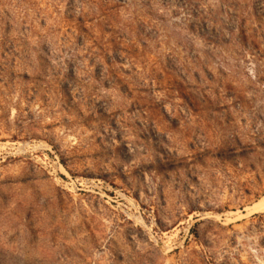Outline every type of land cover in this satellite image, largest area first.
<instances>
[{
	"label": "rangeland",
	"instance_id": "1",
	"mask_svg": "<svg viewBox=\"0 0 264 264\" xmlns=\"http://www.w3.org/2000/svg\"><path fill=\"white\" fill-rule=\"evenodd\" d=\"M264 0H0V264H264Z\"/></svg>",
	"mask_w": 264,
	"mask_h": 264
},
{
	"label": "bare ground",
	"instance_id": "2",
	"mask_svg": "<svg viewBox=\"0 0 264 264\" xmlns=\"http://www.w3.org/2000/svg\"><path fill=\"white\" fill-rule=\"evenodd\" d=\"M251 213H258V212H264V196L254 203L252 206L249 207Z\"/></svg>",
	"mask_w": 264,
	"mask_h": 264
}]
</instances>
